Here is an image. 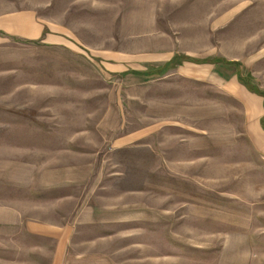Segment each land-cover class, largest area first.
Segmentation results:
<instances>
[{"label": "rangeland", "instance_id": "rangeland-1", "mask_svg": "<svg viewBox=\"0 0 264 264\" xmlns=\"http://www.w3.org/2000/svg\"><path fill=\"white\" fill-rule=\"evenodd\" d=\"M160 8L0 0L68 40L0 31V264H55L61 240L98 264H264V69L107 71L162 27L205 35L218 63L264 51V0Z\"/></svg>", "mask_w": 264, "mask_h": 264}, {"label": "crops", "instance_id": "crops-1", "mask_svg": "<svg viewBox=\"0 0 264 264\" xmlns=\"http://www.w3.org/2000/svg\"><path fill=\"white\" fill-rule=\"evenodd\" d=\"M188 1L189 0H160L161 8L159 13L158 9L155 10V16L157 17L158 15L164 18V15L168 16L169 14L168 8H170L171 11L175 8L178 9V7L183 8ZM148 11L149 9L145 10V15ZM178 11H180V9H178ZM140 15L144 16V11ZM149 29V33L151 34L153 30L151 28ZM0 31L32 41L41 40L48 43H66L68 41L65 37H59L58 40L54 39L50 30L47 29V25L41 22L38 16L32 11L10 13L4 17H0ZM179 32L181 33L177 32L176 34H170L169 31H166L164 27H162L161 30H154V38L152 41H150V39H140V41H138V46H136V50H134V48L129 51L125 50V52L112 50V55L108 54V57L115 58V60L121 63H108L111 66L107 67V71L113 75L133 73L145 78L147 74L151 72H156L157 74L160 72L158 69H163V67L156 68L153 66V62L167 64L177 58L178 54L186 55L189 60L184 61L183 64L170 68L172 71L182 72L192 69H212L224 79V81L227 79H229V81H233V79L239 81L241 69H256L257 71L264 69V51L263 47L260 48L261 45L257 46L260 50H257L250 57H245L244 59H242V48L240 46V48H238V53L235 50L234 55L227 58V62L218 63L215 62L218 55L206 49L209 39H206L205 35L195 30ZM236 62H242V64ZM161 66L163 65L161 64ZM216 69H240V72L238 74L235 70L233 77H225V74H219ZM187 73L191 74L192 72L187 71ZM262 99L264 98L262 97ZM261 104L263 105L264 101H262ZM260 143L264 151V139L260 140ZM42 227H44V225ZM61 242V248H59V251L55 255V264H71L70 262H75V260L77 264H98V262L103 261V259L97 258L73 260L65 257L67 253V246H65L66 242L64 241L65 243H63L62 240Z\"/></svg>", "mask_w": 264, "mask_h": 264}, {"label": "trees", "instance_id": "trees-1", "mask_svg": "<svg viewBox=\"0 0 264 264\" xmlns=\"http://www.w3.org/2000/svg\"><path fill=\"white\" fill-rule=\"evenodd\" d=\"M243 76V75H242ZM241 75H240V81L242 82V83H244V84H247L248 85V83H246L245 81H244V79H243V77H242ZM250 90H255L253 87H248ZM257 92H259V91H257ZM261 94V93H260ZM263 95V94H262Z\"/></svg>", "mask_w": 264, "mask_h": 264}]
</instances>
